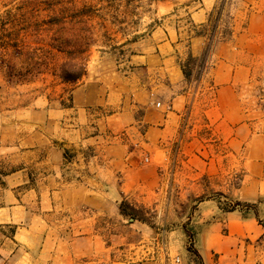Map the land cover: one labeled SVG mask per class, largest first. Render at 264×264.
<instances>
[{
    "label": "crops",
    "instance_id": "1",
    "mask_svg": "<svg viewBox=\"0 0 264 264\" xmlns=\"http://www.w3.org/2000/svg\"><path fill=\"white\" fill-rule=\"evenodd\" d=\"M152 19L77 80L0 96V264H131L117 245L151 228L118 203L160 210L165 190L198 197L201 264H264V0H155Z\"/></svg>",
    "mask_w": 264,
    "mask_h": 264
},
{
    "label": "rangeland",
    "instance_id": "2",
    "mask_svg": "<svg viewBox=\"0 0 264 264\" xmlns=\"http://www.w3.org/2000/svg\"><path fill=\"white\" fill-rule=\"evenodd\" d=\"M154 1L0 0V25L4 22L10 30L5 33L0 28V96L6 101L16 88L23 92L41 90L42 73L52 72L61 81H67L63 79L65 72L72 66V74L78 73L91 50L101 47L113 50L117 42L134 39L141 31L149 30L155 23ZM50 8L58 12L49 16ZM3 42L8 45L6 54L1 48ZM61 48L69 53L59 52ZM51 62L54 65L50 67ZM205 182V178H200L199 183ZM185 194L186 190H165L160 210L138 205L136 208L151 228V234L144 238L140 231L133 233L131 244L117 245V259L127 256L131 264H156L160 258L165 261L169 253L179 254L182 249L184 253L179 255L183 264L197 262L188 248L193 246L192 218L196 205L193 202L198 197ZM227 203L224 207L230 209ZM147 248L154 250L153 258ZM157 251L161 255L158 259Z\"/></svg>",
    "mask_w": 264,
    "mask_h": 264
},
{
    "label": "trees",
    "instance_id": "3",
    "mask_svg": "<svg viewBox=\"0 0 264 264\" xmlns=\"http://www.w3.org/2000/svg\"><path fill=\"white\" fill-rule=\"evenodd\" d=\"M52 5V4H51ZM50 5V7H52ZM49 9V8H48ZM52 8H50V15L49 16H52V14H53V12H54V14L56 13V12H58L57 10H53V12H52V10H51ZM218 13H219V11H218ZM220 14V13H219ZM218 16L219 15H217L216 17H214L213 19H211L210 20V34H209V42L207 43V45H206V48H205V51H204V53H203V55L201 56V58H200V62L203 64L204 63V60H205V58H206V56H207V54H208V52H209V50H210V47H211V44H212V42H213V36H214V28H215V26H216V22H217V18H218ZM53 21V20H52ZM0 28L5 32V33H9V28L7 27V24L6 23H4V22H2L1 23V25H0ZM197 34L198 33H201V31H199V30H196L195 31ZM224 34L225 35H229L230 34V31H228V30H225L224 31ZM8 36V35H7ZM14 45V44H13ZM15 47H16V44L14 45ZM1 48L3 49V54H6V52L8 51V45H7V42H3V43H1ZM18 48H20L19 46H18ZM19 50V49H18ZM61 50L62 51H66V52H68L69 53V51L67 50V49H62L61 48ZM19 52V51H18ZM197 61V59H195L194 57H192L190 54L188 55V57H187V60H186V62H185V64L183 65V73H184V75H185V78H187V80H189L190 79V77H191V70H190V68H189V65L190 64H194L195 62ZM72 70H73V67L71 66V69H69L67 72H65V75H64V77H63V79H65V80H77L78 78H80L81 76H82V74L84 73V71H85V66H82L81 67V70L78 72V73H76V74H72ZM236 204H238V205H241V206H244L245 208L243 209V208H241V210H243V212L245 211V213H247L248 211H252V213L255 215V216H257L258 217V215H257V211H256V207H255V204H251V203H242V202H236L235 203V205ZM235 208L234 207H232V208H230L229 210H234ZM118 210H119V213L121 214V215H123L124 217H126V218H129V217H131V218H133V220H140V221H146L145 220V218H143V216H141L140 214H139V212H138V210H137V208L135 207V206H133V205H131V204H129L128 202H126V201H124V200H122V201H120L119 203H118ZM246 210H248V211H246ZM244 213V214H245ZM259 221L264 225V221H261V219H259ZM188 251H189V253L190 254H192L193 256H194V258H195V260L197 259V261H199L198 260V258L196 257V252L194 251V249H192V247H189L188 248ZM200 262V261H199Z\"/></svg>",
    "mask_w": 264,
    "mask_h": 264
},
{
    "label": "built area",
    "instance_id": "4",
    "mask_svg": "<svg viewBox=\"0 0 264 264\" xmlns=\"http://www.w3.org/2000/svg\"><path fill=\"white\" fill-rule=\"evenodd\" d=\"M229 205V208H232L234 207L235 209H240L241 208H245L244 206H241V205H238V204H234L233 202H229L227 203ZM2 264H8V263H2ZM162 264H183V260H182V257L179 255V254H176L174 256H168L166 258V260L162 262ZM192 264H201L199 261L195 262V263H192Z\"/></svg>",
    "mask_w": 264,
    "mask_h": 264
},
{
    "label": "water",
    "instance_id": "5",
    "mask_svg": "<svg viewBox=\"0 0 264 264\" xmlns=\"http://www.w3.org/2000/svg\"><path fill=\"white\" fill-rule=\"evenodd\" d=\"M130 220H133V218H129Z\"/></svg>",
    "mask_w": 264,
    "mask_h": 264
}]
</instances>
